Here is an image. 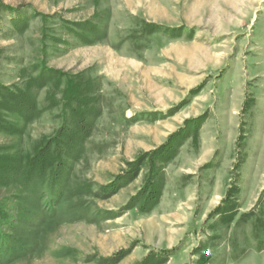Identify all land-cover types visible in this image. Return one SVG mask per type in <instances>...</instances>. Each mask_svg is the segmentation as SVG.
<instances>
[{"label": "rangeland", "instance_id": "rangeland-1", "mask_svg": "<svg viewBox=\"0 0 264 264\" xmlns=\"http://www.w3.org/2000/svg\"><path fill=\"white\" fill-rule=\"evenodd\" d=\"M7 92L20 172L75 136L0 183V264H264V0H0Z\"/></svg>", "mask_w": 264, "mask_h": 264}, {"label": "trees", "instance_id": "trees-1", "mask_svg": "<svg viewBox=\"0 0 264 264\" xmlns=\"http://www.w3.org/2000/svg\"><path fill=\"white\" fill-rule=\"evenodd\" d=\"M78 92L73 90L69 93L68 98L69 102L75 101L78 99L77 94ZM0 107L3 109V111L16 114L20 118L28 119V117L35 112V106L34 103H32V98L28 94H14L7 92L6 94H2L0 98ZM79 122V121H78ZM77 122V123H78ZM78 125L79 130L83 133H86V126L83 122ZM75 135L72 134L69 129L62 130L60 135H58L56 138H54L52 141L47 142L46 145L43 146L41 150H37L35 154L32 157H29L26 160V170L24 172H20V162L17 160L10 159L7 156H1L0 157V183H9V182H16L17 178L20 177L23 178V181L25 183H30V181L37 177V178H43L45 173L51 169L54 164L57 162V153L56 151H53L52 147L53 144L56 148H58V144L60 139H67L72 140V138ZM164 148H161L157 153H154L153 155L161 157L160 160L162 162L170 161L173 158V147L169 146L166 150ZM56 153V154H55ZM168 156L166 159L165 157ZM13 160V161H12ZM58 176L54 178L56 180ZM148 199L151 200L152 205L155 204L157 195H153L152 193L148 194ZM2 215V214H1ZM2 221L9 220L7 217H3Z\"/></svg>", "mask_w": 264, "mask_h": 264}]
</instances>
